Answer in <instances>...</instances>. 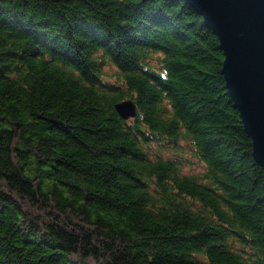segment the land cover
<instances>
[{
    "label": "trees",
    "instance_id": "16d2710c",
    "mask_svg": "<svg viewBox=\"0 0 264 264\" xmlns=\"http://www.w3.org/2000/svg\"><path fill=\"white\" fill-rule=\"evenodd\" d=\"M224 58L185 0H0V264H264Z\"/></svg>",
    "mask_w": 264,
    "mask_h": 264
},
{
    "label": "water",
    "instance_id": "95a60500",
    "mask_svg": "<svg viewBox=\"0 0 264 264\" xmlns=\"http://www.w3.org/2000/svg\"><path fill=\"white\" fill-rule=\"evenodd\" d=\"M204 17L224 52L222 73L264 168V0H185ZM122 118L137 113L132 99L115 104Z\"/></svg>",
    "mask_w": 264,
    "mask_h": 264
},
{
    "label": "rangeland",
    "instance_id": "374dc122",
    "mask_svg": "<svg viewBox=\"0 0 264 264\" xmlns=\"http://www.w3.org/2000/svg\"><path fill=\"white\" fill-rule=\"evenodd\" d=\"M150 63L154 66L159 65L158 60H157V56H154L151 60ZM104 70V78L108 81H113L115 79L114 75L117 71V67H115L113 64L111 63H106L103 67ZM183 144V146H187L186 143L181 142ZM188 147V146H187ZM185 147L184 149L185 152H179L180 154L183 155L184 158H187L188 161L185 164V168L184 171L189 172V173H196V172H201L203 170V165L197 160V158H195V156L192 155L191 151ZM161 150L162 154L165 156H169V155H173V152L168 150L167 147H157L154 146V149L151 150L152 152L154 150Z\"/></svg>",
    "mask_w": 264,
    "mask_h": 264
}]
</instances>
